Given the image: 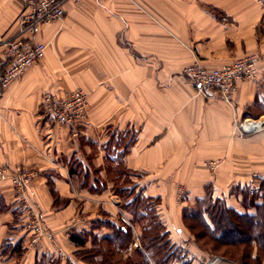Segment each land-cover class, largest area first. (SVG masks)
I'll use <instances>...</instances> for the list:
<instances>
[{"label": "crops", "instance_id": "1", "mask_svg": "<svg viewBox=\"0 0 264 264\" xmlns=\"http://www.w3.org/2000/svg\"><path fill=\"white\" fill-rule=\"evenodd\" d=\"M20 10V0H0L5 36L15 34ZM65 10L34 36L47 45L44 55L0 86V167L38 171L35 203L54 238L32 243L5 181L0 264H89L77 253L90 239L80 246L71 235L114 236L98 210L112 215L109 187L98 193L83 186L71 172L74 160L94 184L92 173L104 178L120 157L140 174L144 193L161 197L174 214L182 187L187 203L210 196L256 213L244 199L252 172L264 176V131L239 135L234 124L264 115V0H67ZM251 53L260 56L257 77L238 81L231 104L214 90L199 91L184 73L196 58L213 68ZM76 87L88 93L89 121L73 136L68 125L43 120L39 105L45 91L64 95Z\"/></svg>", "mask_w": 264, "mask_h": 264}, {"label": "built area", "instance_id": "2", "mask_svg": "<svg viewBox=\"0 0 264 264\" xmlns=\"http://www.w3.org/2000/svg\"><path fill=\"white\" fill-rule=\"evenodd\" d=\"M20 2L21 10L14 22L15 34L7 37L0 31V46L3 49L0 58L2 89L19 80L24 71L44 55L47 45L34 41V36L39 33L41 27L61 20L66 15L67 0H20ZM259 59L258 54L251 53L221 66L208 68L201 59L196 58L185 67L184 73L192 79L199 91L214 90L225 102L231 104L238 81L253 80L257 77ZM88 105V93L82 87H76L64 95L45 91L39 105V115L49 123L68 125L72 135L78 136L79 125L89 121ZM234 131L239 135L264 131V117L237 120ZM207 164L210 168L216 165L214 161ZM37 175V172L27 165L15 168L0 167V185L5 181L10 182L14 190V202L21 217L26 221V229L31 233V241L35 245L43 238L50 240L54 238L53 232L44 227L35 203L36 192L33 182ZM261 181H264L262 174L259 172L251 174L248 186L251 194L258 191ZM58 251L63 258L72 259L65 250L59 248Z\"/></svg>", "mask_w": 264, "mask_h": 264}, {"label": "rangeland", "instance_id": "3", "mask_svg": "<svg viewBox=\"0 0 264 264\" xmlns=\"http://www.w3.org/2000/svg\"><path fill=\"white\" fill-rule=\"evenodd\" d=\"M262 117H264V115L257 116L256 118L261 119ZM49 124L54 125L53 123ZM122 166L124 165L122 164ZM113 168L114 166L112 169H107V172L104 174L103 178V180H105V184L109 182L105 188L109 187L108 192L113 198V200L108 199L110 201H108V203L110 204L109 207L111 209L112 215H110L109 212H105L103 209L98 208V210L102 213V215L107 217V220L104 222L105 227H111L116 230L117 226L121 228V226L123 227L125 225L131 230V238L128 241L127 246L120 250V252L116 255L117 259L115 258L116 260L119 259L122 264L128 258L140 260L143 254L148 251V249L145 248V242H143V235L145 234L144 230L148 229L149 227L160 228L166 232L165 238L162 241H165L167 243L166 245H168V247L171 246L175 251V256H171L169 258L170 260H173V264H258V261L253 257L255 252H253L254 254L249 252V247L251 248V251L252 249L257 250L258 248V244L250 240V237L253 235L251 233L254 232L253 227L250 229V233L247 232L249 234L245 235V238L248 239L245 242H241L243 237L239 236V234L227 233L226 238H224L220 243H217L213 236L208 233L207 229L201 223L199 218L195 217V215L190 212L195 208V206H197V201L199 199H197L195 202H185V187H182L181 191L177 190V202L175 204L176 207L174 208L176 211L174 214V212L170 209V205H163V200L161 197L146 195L144 193L145 190H143L139 184L140 174L130 170L126 176L123 175L118 182H115L116 172H114L115 168ZM32 169H34L38 174V171L35 168ZM92 174L95 175V181L97 176L102 178L101 174H99L96 170ZM116 184H127L128 186H133V198L142 196V201L144 202V205L147 206L144 208L143 204H140L139 206L135 203L127 205L125 196L114 190ZM263 186L264 181H261L260 188L254 194H251L250 190L248 189V195L250 197H246L244 199L245 206L250 207L253 210L255 208L256 213H258V210L256 206L254 207L255 200H259V198L263 199L261 196L262 193L260 192ZM86 187L89 189L88 186ZM105 188H100L101 190H96V192L101 193L105 191ZM215 202L216 201L213 200V203ZM215 205L219 206L220 203L217 201ZM198 206H200V204ZM142 209L144 213H142V216H138L140 213L139 211H142ZM137 211L139 213L135 214ZM209 214L213 216L214 213L210 211ZM150 216H152V219L154 220H150ZM110 220L117 222V226L111 224ZM157 223L158 225H156ZM94 225L95 224H93V226ZM100 226L101 223L99 226L94 227ZM176 228H180L182 232L177 233L175 231ZM197 234H199V237ZM89 239L91 241L90 247H93L95 243L94 238L89 237ZM232 240L236 241L235 245L228 244V242H233ZM135 245H138L137 248ZM215 246L218 247V250L216 251L213 250ZM102 247H104L102 248L103 251H109L113 249V247L107 245L106 243H104V246ZM224 250H232L242 253L235 256H230L225 254ZM259 254L262 258L261 264H264V251L259 252ZM84 255L85 252L83 251L77 253V257L79 259H83ZM98 259H100V257H98ZM84 261L87 262L86 260Z\"/></svg>", "mask_w": 264, "mask_h": 264}, {"label": "trees", "instance_id": "4", "mask_svg": "<svg viewBox=\"0 0 264 264\" xmlns=\"http://www.w3.org/2000/svg\"><path fill=\"white\" fill-rule=\"evenodd\" d=\"M114 161L116 162V166L114 167L115 169L113 168L115 170L114 172H116L115 182H118L120 178L123 175L126 176L130 172V170H128V168H126L125 166H122L123 160L120 157L115 159ZM79 167L80 165L78 164V162L74 160L71 172L80 177L83 186H88L91 191L93 190L92 192H96V190H99L100 188H105L106 184L103 178L97 176L94 184H91V181L88 180L87 173L79 171ZM132 187L133 186H128L127 184H116L114 190L120 192L121 195L125 196L127 205L135 203L136 205L140 206V204H143V207L145 208L147 205H144L142 196L133 198ZM260 192L262 193L261 196L263 198V201L256 204L258 213L250 214L248 212H239L232 207H228L225 202L220 199L215 200V203H217V201L220 203L219 206H216L215 203H213L212 197L210 196L199 199L197 201V206H195V208L190 212L194 214L195 217L199 218L201 223L207 229L208 233L213 236L217 243L223 241V239L226 238L227 233L239 234V236L243 237L241 242H245L248 240L245 238V235L249 234L250 229L253 227L254 232L251 233L253 235L250 237V240L257 243L258 248L257 250L252 249L251 251V248L249 247V252H251V254H254L253 252H255L253 257L258 261V264H261L262 258L260 257L259 252L264 251V186ZM199 204L200 206H198ZM204 204L208 206H205ZM14 205L16 206V204ZM210 211L214 213L213 216L209 214ZM139 212L137 211L135 212V214L139 213L138 216H142V213H144L143 209ZM150 220H154L152 219V216H150ZM156 225H158V223ZM159 229L160 228L151 227L145 229L143 242H145V248H147L148 251L143 254L140 260L128 258L124 261L123 264H173V260H170L169 258L171 256H175V251L171 246L168 247L165 241H162L165 238L166 232L162 229ZM89 236L90 234L87 233H74L71 235V238L80 246H85L87 240L89 239ZM91 236L95 241L93 247H84L79 250V252H85L83 260H86L89 264H122L119 259L116 260V255L120 252V250L124 249L125 246H127L128 241L131 238V230L127 226L124 225L123 227L121 226V228L117 227L114 236L106 237L105 239H103L104 241H99L97 237L93 235ZM197 236L199 237V234H197ZM104 243L110 245L111 247H113V249L109 251H103L102 248L104 247L102 246H104ZM235 243L236 241H233L231 243L228 242V244L232 245H235ZM213 250H218V247L215 246ZM224 253L230 256H235L242 252L224 250ZM98 257H100V259H98Z\"/></svg>", "mask_w": 264, "mask_h": 264}]
</instances>
